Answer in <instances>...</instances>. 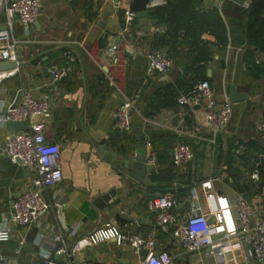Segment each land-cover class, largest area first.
I'll use <instances>...</instances> for the list:
<instances>
[{"label":"crops","instance_id":"1","mask_svg":"<svg viewBox=\"0 0 264 264\" xmlns=\"http://www.w3.org/2000/svg\"><path fill=\"white\" fill-rule=\"evenodd\" d=\"M70 1L42 0L38 29L14 25L19 65L17 70H3L15 72L0 85V100L10 102L17 89L28 88L34 97L52 101L45 137L59 147L62 180L43 192L50 208L38 225L13 224L9 220L11 202L29 184L32 174L6 158L5 140L13 132L0 127V229L7 220L5 226L10 231L7 240H0V260L34 264L42 254L49 256L55 247L50 228L69 248L78 236L116 227L125 236L145 238L152 233L155 245L172 256L173 264H257L238 239H231L221 253L206 254L207 248L186 252L170 230L154 225V214L146 208L153 198L170 194L174 201L170 212L187 216L196 194L195 205L213 223L206 191L201 188L209 181L210 193L226 198L231 210L235 197L242 195L252 205L255 219L264 217L259 186L264 140L256 132L264 115V79L250 75L248 52L254 51L255 59L263 53L241 44L245 21L238 10L242 7L230 0H199L202 12H219L228 34L224 48L216 45L212 36H201L212 56L199 64L216 100L232 108L225 129L212 136L201 106L156 109L155 103L149 104L157 90L178 77L188 80L190 68L199 66L193 64L194 54L183 31L168 48L156 47L154 38L165 27L151 18L149 11L164 6L167 0H151L147 16L134 17L128 30L125 17L131 0H77L73 5ZM111 45L117 46L114 58L107 55ZM154 50L170 51L172 68L167 78L146 77V55ZM50 68H66V76L56 81ZM232 84L248 98L229 103ZM124 102L131 104V126L121 132L114 126L113 114ZM179 142L192 146L194 153L191 162L182 167L172 163V150ZM149 150L156 155L154 167L146 164ZM139 161H143L145 173L134 179L128 174L134 175L131 171ZM255 169L258 183L250 178ZM108 195L105 202L103 197ZM215 238L224 240L222 235ZM143 252L134 251L127 240L117 243L112 238L84 249L75 261L140 264ZM54 258L64 263L62 255Z\"/></svg>","mask_w":264,"mask_h":264},{"label":"built area","instance_id":"2","mask_svg":"<svg viewBox=\"0 0 264 264\" xmlns=\"http://www.w3.org/2000/svg\"><path fill=\"white\" fill-rule=\"evenodd\" d=\"M42 0H0V64L13 63L15 69L19 65L17 59L18 42L14 39L13 29L16 23L25 27L31 25L39 28ZM251 0H243L242 8L249 7ZM134 18L133 13L128 12L125 17L126 30L129 29ZM117 46L111 45L107 49V55L113 57ZM264 59H255L260 63ZM172 68V60L165 50H154L146 55L145 74L147 78L158 76L167 78ZM13 71H0V82ZM66 68H50L49 74L54 80H60L66 76ZM177 103L179 106L192 110L196 106L203 108L204 120L208 132L216 136L227 126L232 108L228 103H219L214 95L212 86L207 81L199 82L188 94H181ZM131 104L124 102L119 105L114 114V126L118 131L125 132L130 129ZM52 101L47 98H36L28 88L16 90L15 97L10 102L0 100V127L8 122L28 123L26 131L10 133L5 140L4 153L11 163L20 162L22 168L32 174L29 184L19 192L12 200L9 220L21 227L38 225L41 218L48 212L50 204L43 197V192L58 185L62 180L60 167V151L55 143L48 142L45 137V125L51 118ZM256 132L261 140H264V119H260ZM194 157L192 146L185 142L177 143L172 150V163L182 167L191 162ZM156 155L149 150L146 156V164L155 166ZM253 182H259L257 169L250 174ZM201 188L206 191L210 213L214 222L209 224V216L203 213L195 204L197 196H192L191 213L180 217L170 212L174 204L172 195L163 194L148 201L147 210L154 214V225L163 231L170 230L172 238L186 252H196L207 248L206 254H217L230 246L231 239H238V243L248 249L249 255L257 264H264V217L255 219L254 210L248 200L242 195L235 197L232 210L226 198H215L210 193L211 183L203 182ZM260 195L264 197V184L260 187ZM59 208V203H55ZM0 229V240H7L10 231L5 226ZM46 230L45 228H42ZM52 234V241L59 244L56 254L62 255L64 264H94L90 261L76 262V257L86 248L92 247L101 241L114 238L117 243L128 241L136 252L145 251L140 264H173L170 254L162 251L156 254L153 234L145 238L139 236H125L116 227L99 229L91 234L78 236L68 248L61 244L60 236L54 234L53 228L48 229ZM72 234H76L75 231ZM222 235L223 239L215 238ZM40 234V239L43 238ZM48 255L42 254V264H54L47 262Z\"/></svg>","mask_w":264,"mask_h":264},{"label":"trees","instance_id":"3","mask_svg":"<svg viewBox=\"0 0 264 264\" xmlns=\"http://www.w3.org/2000/svg\"><path fill=\"white\" fill-rule=\"evenodd\" d=\"M199 4V0H167L164 6L155 7L149 11V16L165 27V31L154 38L156 47L158 49L168 48L172 44V40L177 38L179 32L183 31L184 39H188L190 52L194 54V65H198L201 61H207L212 56L211 48H208L207 42L201 39L202 34L212 36L214 43L222 48L228 41L226 23L223 22L219 12L211 10L209 13H204L199 9ZM238 11L241 12L245 21L242 31L243 43L241 44L264 53V0H253L248 8H239ZM227 23L231 27L229 22ZM168 51L169 55L170 51ZM248 55L251 61L250 75L256 80L264 79V60L255 63L252 50L248 52ZM190 69L192 76L188 80L178 77L173 83L164 85L153 94L149 104L154 105L155 103L156 109L176 107L178 106V97L191 92L197 83L207 81L210 84L205 77L204 68L200 64L196 68L191 67ZM186 109L189 110L187 107ZM260 178L259 186L261 187L264 184V171L260 170Z\"/></svg>","mask_w":264,"mask_h":264},{"label":"water","instance_id":"4","mask_svg":"<svg viewBox=\"0 0 264 264\" xmlns=\"http://www.w3.org/2000/svg\"><path fill=\"white\" fill-rule=\"evenodd\" d=\"M151 0H131V2L129 3V11L131 13H133L135 18H142L147 16V9H148V4ZM233 3L237 4L238 6H242L243 5V0H230ZM253 1V0H251ZM77 0H72L70 1V4L73 5L74 3H76ZM214 6H216L217 4H213ZM28 28H31V25H27ZM11 68H15V64L13 63H1L0 64V71L3 70H7V69H11ZM4 82V79L0 82V85ZM228 101L231 104H236L239 102H242L244 100H246L248 98L247 94L245 93H240L236 91V87L234 84L230 85V89H229V93H228ZM7 128L12 131V132H19V131H26L28 129V123L26 121L23 122H8L7 123ZM18 164H20L19 161H17ZM135 167L133 168V170L131 171L132 174L130 173L128 174V176L134 178V179H139L142 178L145 170H144V163L143 161H139L137 163L134 164ZM103 199L105 200V202L108 201L109 199V195L108 196H104ZM209 224H211V221L208 222ZM59 247V244L56 243L54 249L52 250V252L49 254V256L46 258L47 262H51L54 264H64L61 262H58L54 256L56 254L57 248ZM154 249L156 251V254L160 253V249L159 246L155 245ZM166 253H168L167 251H165ZM145 255V251L143 252ZM43 261L42 260H38L36 261L34 264H42ZM0 264H14L13 262H10L8 260H0Z\"/></svg>","mask_w":264,"mask_h":264}]
</instances>
